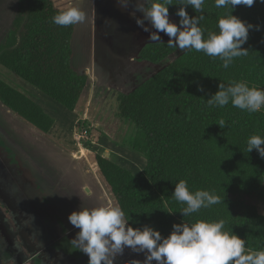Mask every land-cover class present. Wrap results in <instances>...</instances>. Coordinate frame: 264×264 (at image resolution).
<instances>
[{"label":"trees","instance_id":"1","mask_svg":"<svg viewBox=\"0 0 264 264\" xmlns=\"http://www.w3.org/2000/svg\"><path fill=\"white\" fill-rule=\"evenodd\" d=\"M77 6V0H16L12 23L0 38V65L35 86L69 111L76 112L90 88L87 71L72 66V39L76 25L59 26L54 15ZM181 7L169 6V15ZM190 17L203 15L200 27L218 32V19L229 9L205 0L203 12L185 6ZM232 15L252 24L249 50L224 69L222 61L187 50L129 93H120L119 115L136 124L139 134L133 150L148 157L145 169L131 170L90 148L92 163L129 219L133 228L148 225L167 237L173 224L197 219L225 221V229L244 239L246 250H264V158L256 149L247 153V140L264 136V112L209 107L207 100L224 83L246 81L264 88V2L238 5ZM177 51L167 42L147 43L136 59L158 64ZM203 86L204 91H198ZM0 103L42 132L55 119L25 93L0 78ZM224 120L221 128L219 121ZM264 146V145H262ZM186 180L190 191L208 190L221 203L200 209L190 217L180 212L186 205L172 196L175 184Z\"/></svg>","mask_w":264,"mask_h":264},{"label":"rangeland","instance_id":"2","mask_svg":"<svg viewBox=\"0 0 264 264\" xmlns=\"http://www.w3.org/2000/svg\"><path fill=\"white\" fill-rule=\"evenodd\" d=\"M98 1L109 5V0ZM112 4L115 11L114 23L111 24L114 28L112 38L109 33L102 34L96 30L89 39L93 48L101 45L102 39L111 45L106 57L109 60V53L113 54L111 59H114V64H108L104 58L102 64L100 59L94 64L97 80H103V83L106 81L107 84L115 80L128 64L131 65L128 38L134 30L143 31L130 15L132 5L122 10L118 0H113ZM13 6L15 0H0V35L10 25ZM103 7L99 8V12H104ZM136 16L141 17L142 14L137 12ZM169 19L180 26L175 15H169ZM145 24L151 27L147 21ZM149 35V32L143 31L141 41L138 42L144 45L153 42L149 40ZM159 35L161 42H168L169 37L165 33L159 32ZM78 48L72 57V65L76 70L77 64L85 61L83 37L81 39L80 36ZM186 51L177 49L164 61L149 63L152 66L149 76L159 72ZM0 78L25 93L56 120L47 135L53 140L52 144L43 132L0 103V264H88L89 257L72 243L79 229L70 224L68 216L81 206L92 208L108 203L117 204L102 174L93 168L89 152L91 143L99 141L106 145L113 154L110 156L112 160L134 174H139L148 163V157L143 151L132 149L136 147L139 129L133 122L120 117L118 95L121 92L111 91L107 85H101L107 90L100 98V107L95 109L96 121L91 123L77 121L80 115L69 111L1 65ZM144 78L150 77L141 73L134 86H139ZM92 125L95 126L92 128ZM87 128L88 133L83 135L82 131ZM112 142L128 158L130 153H135L145 165L137 167L135 164L129 165L127 161H120L114 156L118 151ZM97 151L106 154V150L100 147H97ZM256 202L259 212L264 214V203L259 200ZM29 215L34 217L33 221ZM144 258L143 253H131L125 249L124 256L118 257L116 264L130 259L143 261ZM153 264L156 262L153 261Z\"/></svg>","mask_w":264,"mask_h":264},{"label":"clouds","instance_id":"3","mask_svg":"<svg viewBox=\"0 0 264 264\" xmlns=\"http://www.w3.org/2000/svg\"><path fill=\"white\" fill-rule=\"evenodd\" d=\"M255 0H215V7L226 8L219 19L216 31L200 27L204 16L190 17L185 6H191L197 13L203 12L205 0H178L181 5L176 12L180 17L179 27L169 19V6L173 0H118L122 10L132 5L130 15L136 24L149 32V40L161 42L159 32L165 33L168 47L181 51L194 49L212 58H219L224 69L236 58L247 56L249 50L243 48L248 40L249 30L254 26L232 15L235 6H252ZM264 2V0H261ZM142 14L137 17L136 13ZM81 7L70 6L54 15L52 22L59 26H71L85 21ZM111 21V20H105ZM148 22L147 26L145 22ZM114 23L113 21H111ZM155 29L156 31H152ZM218 91L207 100L209 107L223 108L229 103L234 108L248 112H258L264 108V88L249 86L246 81H233L225 86L218 85ZM198 91H204L203 86ZM223 128L224 120L219 121ZM264 136L252 135L247 140V153L253 149L264 158ZM174 199L184 205L180 211L183 217H190L202 208L221 203L220 197L208 190L190 191L186 180L175 184ZM30 216V215H29ZM31 220L34 217L30 216ZM72 226L79 229L72 240L73 245L89 257L88 264H116L123 257L125 249L131 253H143L144 260H123L122 264H264V250H246V242L232 231L225 229L223 219L208 221L197 219L192 223L173 224L167 237L151 226L133 228L119 204H103L97 207H80L68 216Z\"/></svg>","mask_w":264,"mask_h":264},{"label":"crops","instance_id":"4","mask_svg":"<svg viewBox=\"0 0 264 264\" xmlns=\"http://www.w3.org/2000/svg\"><path fill=\"white\" fill-rule=\"evenodd\" d=\"M112 2H113V0H109V5H105L103 2L99 3L98 0H77V6L81 7L86 18H85V21L83 23L77 24L75 26V31H74V35H73V39H72V47L74 48L73 49V55L75 56L77 50H79V48H78L79 36L81 39L83 37V42H84L83 53L85 54V61L82 62L81 64H77V67H78L77 71H87L88 74L90 75V88L88 90V93H87L82 105L80 106V108L76 112H73V113H76L77 115H80L77 121L83 120V121H89L91 123H94L96 121L97 117H96L95 109L100 107V98L103 96V93H105L107 90L106 88H102L101 85H103V86L107 85L108 86L107 88L110 89L111 91L118 90L121 93H129V92H131V90H134L135 88L138 87L137 86L138 84H136V86H134V85H135V83L138 82V77L141 73H144L145 77H151L149 75H151L150 73H152V66L149 63H152V62L138 61L136 59V57L138 56V54L140 53L142 48L145 46L144 43L141 44V42H138V41H141V35L143 34V31L140 29L139 30L137 29V30H134L133 33H131V37L128 38V41H127V43L130 44L129 49H128V54L130 55V58H131L130 61H132V63H131V65L128 64V66L125 67L126 69L121 72L122 77L119 78V76L121 75V73H120V75L115 80H112L108 84L106 83V81H105V83H103V80H101L100 82H99V79L97 80V75L94 73V64L96 63V61H98L100 59V63H101V61L103 60L102 58H104L105 62H107L110 65L111 64L113 65L114 59H111V58H113V54H111V53H109L110 59L109 60L107 59V57H108L107 56V54H108L107 50L111 46L109 42L106 43L104 41V39H102L101 45H97L96 47H94L95 48L94 49L93 47H91L89 39L91 38L92 33L96 30L102 34L109 33L111 35V38H112V35L114 34V28L111 25L112 24L111 21L113 20V12H115L114 8H113L114 5L112 4ZM102 5L104 6L103 8H105V10H104V12H99V8L101 9ZM15 10H16V0H15V6H13V12H15ZM13 15H14V13H13ZM13 15H12V18H13ZM106 19L111 20V21H105ZM9 23L11 25L12 19L9 21ZM10 25L7 27V29L10 27ZM93 27L95 28V30ZM5 31L3 32V34L5 33ZM0 32H1V30H0ZM3 34L0 35V38L3 36ZM124 44H126V43H124ZM126 55H127V53H126ZM120 57H121V55H120ZM152 64H155V63H152ZM147 79H149V78H144V82ZM142 80H143V78H142ZM129 84H131V85L129 86ZM141 84H139V85H141ZM124 89H126V90H124ZM103 90H105V91H103ZM127 91H129V92H127ZM14 115H16V114H14ZM16 116H18V115H16ZM18 117L20 119L22 118L20 116H18ZM25 122H27V121L25 120ZM27 123H29V122H27ZM94 126L95 125H92V128ZM50 131L47 133H45V132H43V133L47 137L48 141H50L52 143L53 140L50 139L49 136H47L48 134H50ZM58 139H60V138H58ZM106 139L112 140L110 138H106ZM98 142L93 141V143H91L90 148L94 149L96 152H99V151H97V147L105 149L106 154H102L100 152L99 153L110 158V156L113 155L111 153V151L108 150V148H106V145L104 146V144H102L101 142H99V143H101L102 145L99 146L100 144ZM58 145H60V144H58ZM113 146L118 151L116 153L117 155H114V156H116L118 159H120V161H123V162L127 161L129 165L135 164L137 167L145 165L144 164L145 162L143 160L139 159L135 155V153H130L131 155L128 158L126 153H124V151L118 150L119 148L114 143H113ZM53 148L56 149V147H53ZM89 152H90V149H89ZM122 153H124V155H122ZM93 166H94L93 168H96L94 164H93ZM87 190H88V188H87Z\"/></svg>","mask_w":264,"mask_h":264},{"label":"built area","instance_id":"5","mask_svg":"<svg viewBox=\"0 0 264 264\" xmlns=\"http://www.w3.org/2000/svg\"><path fill=\"white\" fill-rule=\"evenodd\" d=\"M260 111H263L264 112V108H262ZM90 128V127H89ZM83 135L87 134L88 133V128L87 129H84L82 131Z\"/></svg>","mask_w":264,"mask_h":264}]
</instances>
